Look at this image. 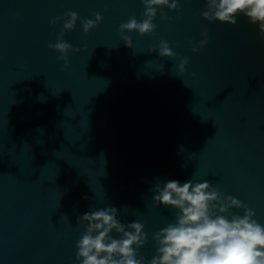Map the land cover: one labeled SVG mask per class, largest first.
Wrapping results in <instances>:
<instances>
[{
    "label": "water",
    "instance_id": "1",
    "mask_svg": "<svg viewBox=\"0 0 264 264\" xmlns=\"http://www.w3.org/2000/svg\"><path fill=\"white\" fill-rule=\"evenodd\" d=\"M177 2L157 9L155 36L124 33L129 48L120 26L145 19L141 0H0V264H80L79 217L107 207L144 225L151 260L176 220L154 201L169 180L207 181L264 225V34L243 14L205 20L207 0ZM61 36L79 49L64 71L49 47Z\"/></svg>",
    "mask_w": 264,
    "mask_h": 264
},
{
    "label": "clouds",
    "instance_id": "2",
    "mask_svg": "<svg viewBox=\"0 0 264 264\" xmlns=\"http://www.w3.org/2000/svg\"><path fill=\"white\" fill-rule=\"evenodd\" d=\"M145 6V19L138 22L135 17L120 26V35L126 46L133 48L132 39L126 32H139L141 36H155L157 9L167 7L176 11L177 0H141ZM245 15L249 22L258 25L264 34V0H207L205 20L219 21L236 25V17ZM167 19V17H165ZM79 16L68 13L64 31L75 29ZM97 14L95 21L85 20L82 28L85 34L96 28L102 21ZM57 21H53L55 24ZM200 44L208 43V34ZM61 53L64 71L68 67V53L72 49L63 36L49 46ZM150 51L156 52L153 48ZM199 48L193 47V52ZM161 57L175 59L167 42L161 40ZM187 59L180 64V72L185 71ZM154 201L157 206L177 210L176 220L153 234L156 255L146 260L139 250L148 243L144 225L133 221L121 223L118 209L107 207L94 212L84 213L78 222L85 232L77 242V261L80 264H264V225L254 219L256 213L238 199L225 197L220 191L205 181L193 183L191 180L181 184L169 180L155 189ZM233 209H243V215L233 214ZM119 238H114L113 233ZM139 257V258H138Z\"/></svg>",
    "mask_w": 264,
    "mask_h": 264
}]
</instances>
